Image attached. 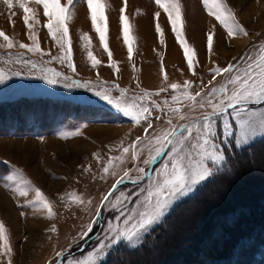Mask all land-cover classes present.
Segmentation results:
<instances>
[{"label":"rangeland","instance_id":"rangeland-1","mask_svg":"<svg viewBox=\"0 0 264 264\" xmlns=\"http://www.w3.org/2000/svg\"><path fill=\"white\" fill-rule=\"evenodd\" d=\"M66 2L61 0L62 4ZM223 2L248 35L236 32L230 37L228 26L232 21L225 25L216 16L209 15L202 0H181L183 25L178 27L196 53V74L193 75L167 13L155 4V0H127L126 5L124 0H106L105 42L112 52L111 59L117 62L119 71L114 73L99 34L89 19L86 0H80L73 8L74 16L67 21L72 60L79 73L76 78L95 80L98 72L102 79L129 89V95H141L143 90L159 93L149 98L160 104V109L152 114L157 131L168 127V118L173 124L185 122L180 121L179 116H173L170 108L180 107L181 114L189 120L196 118L200 110L191 111L187 101H171L172 95L179 96L180 93L170 89L169 84L194 81V94L201 81L207 84L211 80L208 69L216 65L226 67L229 63L242 68L250 58L264 55V0ZM28 6L37 13L39 23L34 28L40 48L58 55L59 45L50 39L43 27L47 22L43 6H37L31 0ZM122 7L133 37L131 59L120 23ZM157 11L159 18L154 16ZM23 15L17 0L11 10L0 0V30L16 42L31 45ZM223 15L227 17L228 13ZM157 22L161 25L164 43L160 42L161 34L155 29ZM209 31L214 32L210 56L206 49ZM83 33H88L89 42L81 39ZM85 43H90L89 50L101 61L96 69L91 68ZM0 45H6L2 38ZM25 58L35 62L38 69L50 59L21 49L18 43L11 49L0 47V70L8 76L0 83V131H18L0 133V177H3L0 189L11 199L10 202L3 200L7 202L6 209L0 204V221L5 225L12 249L10 256L0 254V264H8L9 259L11 264H74L97 244L104 235L107 222H115L113 211L100 206L102 197L114 182L125 170L131 169L132 177L137 176V165L149 171L150 166L142 163L147 158L146 153L140 160H133L131 153L124 154L122 160L113 161L109 173L102 171L109 157L120 156L122 149L117 145L121 142L124 146L129 145L137 136L143 135V128L115 113L87 89L46 84L38 78V70L33 74L30 65L22 63ZM162 63L167 81L161 71ZM44 66L71 75L66 64L51 62ZM16 71L21 75H12ZM217 80L223 83L221 77ZM162 87L166 91L159 92ZM165 99L168 104L164 103ZM249 107L264 112V104ZM156 116L161 119H155ZM76 130L79 135H70ZM216 130L217 143L225 154L226 169L231 171L215 173L214 180L209 178L213 182L202 184L181 198L140 242L127 247L118 245L119 251H112L106 264H264V136H256L247 144H237L235 127L234 135L225 138L219 118ZM93 153H99L101 159L98 161ZM163 159L157 160L153 170L160 167ZM12 164L20 170L14 180L7 179ZM21 179L20 184H14L15 180ZM145 183L135 184L125 179L117 186L115 195L121 191L129 194L128 207H133L138 198L134 193H139ZM36 188L52 205L54 215L51 218L42 202L35 207L25 203L39 199ZM21 191L27 195H20ZM77 197L85 202L76 203ZM9 217L16 220L12 222L15 223L13 228L12 223L7 222ZM93 218L92 231L88 236H82ZM53 225L56 231H51ZM57 252L62 253L60 260H57Z\"/></svg>","mask_w":264,"mask_h":264},{"label":"snow or ice","instance_id":"snow-or-ice-1","mask_svg":"<svg viewBox=\"0 0 264 264\" xmlns=\"http://www.w3.org/2000/svg\"><path fill=\"white\" fill-rule=\"evenodd\" d=\"M17 2L19 7L23 9V22L29 30V39L32 44L16 42L0 30V38L6 42V45H0V47L6 46L11 49L14 44L18 43L21 49L39 53L42 57H50L48 61L44 62V65L51 62H59L60 65L66 64L67 68L71 70V75L44 65L38 69L37 64L31 59L22 60V63L30 65L33 74L38 70L40 73L38 78L46 84L52 86L62 84L68 89H87L105 102L108 107L114 109L115 113L129 118L130 122L143 128V135L137 136L129 145L124 146L123 142L117 145L122 149L121 154L117 157L108 158L107 165L102 169L103 173H109L113 161L122 160L124 154L128 153H131L133 160H140L146 153L147 158L142 160L143 165L146 166H151L160 158H164L160 167L154 169L151 175L145 167L139 165L136 166L138 175L135 177H132L131 169L123 171V174L119 176L100 201L101 207L113 211L115 222H107L104 235L97 244L83 258L75 260L74 264H106L108 255L112 251H119L118 245L127 247L140 242L144 234L152 230L153 226L157 225L162 218H165L166 214L181 198L188 196L198 186L213 182L209 178L214 180L215 173L222 170L231 171L226 169L225 154L217 143L216 121L218 118L222 120V135L225 138L234 135L233 129L235 127L237 144H247L256 136H264V112L249 107V105L264 104V55L250 58L242 68L237 64L229 63L226 67L216 65L208 69L212 77L211 80L207 84L201 81L199 90L195 91L194 94L192 91L194 81L185 80L182 84H169L170 89L180 93L179 96L172 95L171 101L174 103H179L182 100L187 101L191 111L200 110L199 115L189 120L186 115L181 114L182 108H170L169 111L173 116H179L180 121L185 122L173 124L172 119L168 118V127L157 131L152 122V114L154 110L160 109V104L149 98L159 95V93L143 90L141 95H129V89L102 79L98 72L95 80L76 78L79 77V73L72 60L73 50L67 21L74 16L73 8L80 0H67L65 4H62L61 0H31L33 4L43 6V14L47 18L43 27L47 29L50 39L59 45L58 55H52L50 51L44 52L40 48L38 35L34 28V25L38 24L39 21L36 19V10L28 6L29 0H17ZM124 2L126 5L127 0ZM3 3L11 10L14 0H3ZM202 3L209 15L216 16L223 24L228 25L229 21H232L231 25L228 26L230 37L236 32L245 36L248 35L244 27L235 21L231 9L224 4L223 0H202ZM86 4L92 26L99 34L100 41L109 57V67L116 73L119 71L117 62L111 59L112 52L108 50V44L105 42L107 31L106 0H86ZM155 4L167 13L175 38L183 48L187 67L195 75V50L186 43L181 27H178V25H183L181 0H155ZM119 11L123 40L128 46V57L131 59L133 37L130 35L128 17L124 15L125 8L122 7ZM224 13H228V16L225 17ZM154 16L159 18L160 12L157 11ZM155 29L157 33L161 34L160 42L164 43L159 22L155 24ZM81 39L85 42L90 41L88 33H83ZM213 43L214 32L209 31L206 37V49L209 56L213 53ZM84 47L87 50L91 68L96 69L101 61L89 50L90 43H85ZM161 71L164 72L163 63L161 64ZM12 75L19 76L21 72L16 71ZM226 75L227 78H225ZM217 77H221L223 83L217 80ZM6 79L8 76L0 70V83ZM164 80H168L166 72H164ZM164 91L166 89L163 87L159 90V92ZM168 102V99L164 100L165 104ZM113 118L115 119L116 116L113 115ZM155 119L160 120L161 117L156 116ZM144 124L147 126L143 127ZM79 134V130L70 133V135ZM93 156L98 161L101 159L99 153H93ZM19 171L13 167L7 179L14 180ZM112 174L116 175L115 172ZM125 179H129L135 184L146 181L139 193H134L138 198L133 207H128L129 194L121 191L119 195H115L117 186L123 184ZM35 191L39 199L37 201L28 200L25 203L35 207L42 202L43 207L47 209V216L51 218L54 215L52 205L43 196L39 188H36ZM19 194L26 196L27 192L21 191ZM75 202L83 204L85 201L83 198L77 197ZM95 216H99V210ZM93 223H95V218L87 225V230L82 231V236L89 235ZM51 231H56L55 225L52 226ZM0 241H3L0 244V254L10 256L12 249L2 221H0ZM125 241L128 243L124 244ZM56 255L59 257L62 253L57 252ZM8 264H11L10 259Z\"/></svg>","mask_w":264,"mask_h":264},{"label":"crops","instance_id":"crops-1","mask_svg":"<svg viewBox=\"0 0 264 264\" xmlns=\"http://www.w3.org/2000/svg\"><path fill=\"white\" fill-rule=\"evenodd\" d=\"M12 165H13V164H12ZM13 167H14V165H13ZM21 182H22V179H21V180H18V181L15 180L14 184H15V183H17V184L19 183V184H20ZM27 182H28V181H27ZM27 182H23V183H27ZM2 183H3V182L0 181V184H2ZM32 183H33V182H32ZM38 184H41V183L38 182ZM4 199H5V200L7 199V200H8L7 202H10V200H11L9 197L5 196L4 193H3V191H1V189H0V204H1L2 206L4 205V208L6 209V206H5V202H6V201H3ZM7 202H6V203H7ZM16 219H17V218H16ZM15 221H16V220H15L14 218L9 217L7 222L11 224L12 222H15ZM14 224H15V223H12V224H11L12 228H13V225H14Z\"/></svg>","mask_w":264,"mask_h":264},{"label":"trees","instance_id":"trees-1","mask_svg":"<svg viewBox=\"0 0 264 264\" xmlns=\"http://www.w3.org/2000/svg\"><path fill=\"white\" fill-rule=\"evenodd\" d=\"M18 124V123H17ZM18 129H21L23 132H25V131H29V130H23L22 128H18ZM13 131H15V130H13ZM9 132H12V131H0V133H9ZM16 132H18V131H15V132H12V133H16ZM33 132V131H32ZM213 220V219H212ZM257 219L255 218V221H256ZM245 231V230H244ZM243 231V232H244ZM238 232H239V230H238ZM244 234V233H243ZM241 236H243V235H241Z\"/></svg>","mask_w":264,"mask_h":264},{"label":"water","instance_id":"water-1","mask_svg":"<svg viewBox=\"0 0 264 264\" xmlns=\"http://www.w3.org/2000/svg\"><path fill=\"white\" fill-rule=\"evenodd\" d=\"M60 258H61V257L59 256V257L57 258V260H60Z\"/></svg>","mask_w":264,"mask_h":264},{"label":"bare ground","instance_id":"bare-ground-1","mask_svg":"<svg viewBox=\"0 0 264 264\" xmlns=\"http://www.w3.org/2000/svg\"><path fill=\"white\" fill-rule=\"evenodd\" d=\"M58 149H59V148H58ZM78 149H79V148H78ZM80 153H81V152H80ZM195 228H196V227H195ZM229 241H230V240H229ZM229 241H228V242H229ZM206 256H207V255H206Z\"/></svg>","mask_w":264,"mask_h":264}]
</instances>
